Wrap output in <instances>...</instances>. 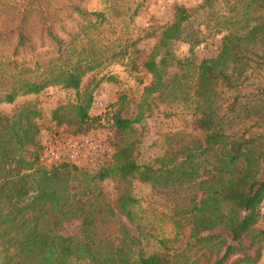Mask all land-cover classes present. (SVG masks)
<instances>
[{
	"label": "trees",
	"instance_id": "trees-1",
	"mask_svg": "<svg viewBox=\"0 0 264 264\" xmlns=\"http://www.w3.org/2000/svg\"><path fill=\"white\" fill-rule=\"evenodd\" d=\"M223 3L218 53L198 64L169 50L189 18L186 9H175L142 63L152 81L143 88L140 110L133 119L113 115L119 141L94 173L67 164L45 169L35 151L24 155L41 142L35 103L12 116L0 111V264H258L264 244V0ZM106 24V12L87 10L83 0H0V79L29 64L20 80L6 83L0 104L49 87L74 91L72 101L52 111V121L73 135L87 134L101 120L90 113L100 80L83 79L123 60L132 46L103 35ZM155 95L188 108L192 130L171 134L161 156L139 163L135 143L122 136ZM108 180L118 186L112 199L101 187ZM133 182L149 185L165 202L160 214L173 227L170 237L154 236L141 223L145 212L131 193ZM70 223L77 234L64 237Z\"/></svg>",
	"mask_w": 264,
	"mask_h": 264
},
{
	"label": "rangeland",
	"instance_id": "rangeland-1",
	"mask_svg": "<svg viewBox=\"0 0 264 264\" xmlns=\"http://www.w3.org/2000/svg\"><path fill=\"white\" fill-rule=\"evenodd\" d=\"M204 1L118 0L114 3H107L103 0H83L87 10L106 12L109 24L100 28L103 35L110 37L113 41L127 39L132 46L129 49V55L123 60L105 66L83 79V84L93 77L95 81L100 80L94 91V102L101 103L102 107L93 105L91 115L101 116V120L87 134L82 135L93 134L94 138L104 140L108 147L114 149L113 145L118 143L119 137L112 125V117L118 113L124 118L133 119L138 114L139 106L143 102V88L152 81L151 75L144 71L142 63L157 45L160 31L173 21L176 8L186 9L189 18L184 23V31L180 39L170 44L171 53L179 59H191L195 64L204 58L216 56L220 48L221 35L225 31L224 29L221 32L222 25H217V17L226 15V7L223 0H215L210 7L205 6ZM138 4L136 13L131 17ZM123 23L128 25V29L120 31L118 28H121ZM114 27L117 28L114 35L109 34L110 29L113 31ZM25 67H29V64L25 63L18 72L6 73L0 79V93L6 83L22 78L20 71ZM169 71L172 74L175 70L170 68ZM162 81L167 85V90H173L167 76L163 77ZM73 98L74 91L49 87L37 95L18 96L12 104H0V111L12 116L21 105L35 103L40 113L35 122L40 129V140L42 141L60 128L55 127V122L52 121V111L72 101ZM190 119L188 108L180 104L150 98L140 122L133 124L132 131L122 136V139L135 143V155L139 163L153 162L156 157L164 153L168 136L182 131L190 133L192 130ZM63 128L72 137L81 136L71 134V128ZM37 148V145L28 147L23 153L27 158H31L34 151L37 153ZM109 161L110 159L104 160L94 155H85L77 167L94 173L107 165ZM101 187L109 198L115 197L118 187L115 182L105 181ZM131 193L140 200L139 208L145 212L141 223L147 228L146 230L149 231L151 226L152 235L170 237L174 233L173 227L170 221L160 214L165 211V202L154 193L149 185L138 182L132 183ZM261 215L264 217V202L261 205ZM259 227H263V224L259 223ZM77 230L78 228L70 223L61 230V234L64 237H73L77 234ZM258 264H264V244Z\"/></svg>",
	"mask_w": 264,
	"mask_h": 264
},
{
	"label": "built area",
	"instance_id": "built-area-1",
	"mask_svg": "<svg viewBox=\"0 0 264 264\" xmlns=\"http://www.w3.org/2000/svg\"><path fill=\"white\" fill-rule=\"evenodd\" d=\"M93 105L102 107L98 102ZM112 154L113 149L104 140L94 138L93 134L72 137L60 127L53 135L40 142L37 161L41 167L50 169L61 164L78 166L85 155L109 160Z\"/></svg>",
	"mask_w": 264,
	"mask_h": 264
}]
</instances>
